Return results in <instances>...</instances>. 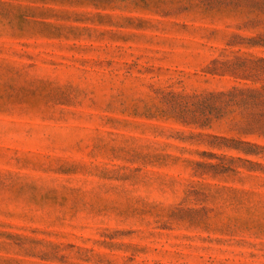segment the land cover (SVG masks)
I'll use <instances>...</instances> for the list:
<instances>
[{
	"label": "rangeland",
	"instance_id": "1",
	"mask_svg": "<svg viewBox=\"0 0 264 264\" xmlns=\"http://www.w3.org/2000/svg\"><path fill=\"white\" fill-rule=\"evenodd\" d=\"M0 264H264V0H0Z\"/></svg>",
	"mask_w": 264,
	"mask_h": 264
}]
</instances>
